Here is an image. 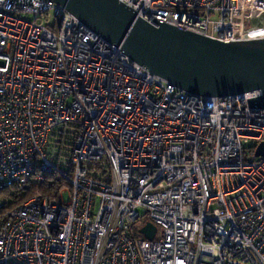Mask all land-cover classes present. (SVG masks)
<instances>
[{
    "label": "built area",
    "instance_id": "obj_1",
    "mask_svg": "<svg viewBox=\"0 0 264 264\" xmlns=\"http://www.w3.org/2000/svg\"><path fill=\"white\" fill-rule=\"evenodd\" d=\"M118 1L153 25L264 38V0ZM258 96L191 95L53 0H0V264H264ZM47 176L51 195L10 205Z\"/></svg>",
    "mask_w": 264,
    "mask_h": 264
},
{
    "label": "water",
    "instance_id": "obj_2",
    "mask_svg": "<svg viewBox=\"0 0 264 264\" xmlns=\"http://www.w3.org/2000/svg\"><path fill=\"white\" fill-rule=\"evenodd\" d=\"M131 62L197 97H234L259 90L248 107L264 108V38L225 41L153 19L150 24L118 0H53ZM31 5L32 0H9ZM256 155H264L260 142ZM156 227L139 229L151 240Z\"/></svg>",
    "mask_w": 264,
    "mask_h": 264
},
{
    "label": "trees",
    "instance_id": "obj_3",
    "mask_svg": "<svg viewBox=\"0 0 264 264\" xmlns=\"http://www.w3.org/2000/svg\"><path fill=\"white\" fill-rule=\"evenodd\" d=\"M59 187L60 185L52 181L50 176H47L45 178L44 183H41V184L31 183L26 191H23L19 194L14 195L12 198V202H10L11 203L10 205H16L22 200H24L25 198L31 196L32 194L36 192L51 195L53 190H57Z\"/></svg>",
    "mask_w": 264,
    "mask_h": 264
},
{
    "label": "rangeland",
    "instance_id": "obj_4",
    "mask_svg": "<svg viewBox=\"0 0 264 264\" xmlns=\"http://www.w3.org/2000/svg\"><path fill=\"white\" fill-rule=\"evenodd\" d=\"M28 18H31L30 16ZM252 25H256V26H263L264 25V15L260 18L254 19L252 22ZM65 148V146H64ZM69 147H67L66 149H68ZM65 152L62 151V156L64 157ZM67 189V188H66ZM1 196V194H0ZM1 199V198H0ZM62 199L64 202H68L69 201V197H68V193H64L62 194ZM145 218H141L139 221H144Z\"/></svg>",
    "mask_w": 264,
    "mask_h": 264
},
{
    "label": "bare ground",
    "instance_id": "obj_5",
    "mask_svg": "<svg viewBox=\"0 0 264 264\" xmlns=\"http://www.w3.org/2000/svg\"><path fill=\"white\" fill-rule=\"evenodd\" d=\"M256 34H259L260 37H261V36H264V30H263V31H259V32H257Z\"/></svg>",
    "mask_w": 264,
    "mask_h": 264
}]
</instances>
